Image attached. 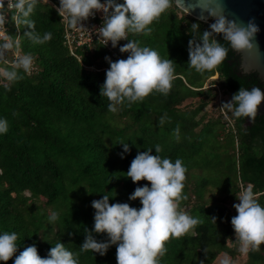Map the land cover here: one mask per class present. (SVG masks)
Masks as SVG:
<instances>
[{"label": "trees", "instance_id": "1", "mask_svg": "<svg viewBox=\"0 0 264 264\" xmlns=\"http://www.w3.org/2000/svg\"><path fill=\"white\" fill-rule=\"evenodd\" d=\"M30 19L38 33L50 32L51 39L33 44L23 35L28 29L20 31L19 50L34 58L33 70H20L22 79L10 90L0 78L5 82H0V118L8 121L7 133L0 134V234L15 232L18 237L17 252L6 264H14L15 256L31 245L46 257L56 243L79 253L78 264H117L116 245L103 256L80 252L86 230L94 227L91 202L107 194L110 203L140 208V200L129 196L150 182L133 183L126 172L138 151L152 148L156 155V145L162 158L182 160L187 199L180 208L201 221L186 235L166 242L160 264H221L225 258L230 264H264V244L241 252L231 225L237 214L233 205L239 203L236 194L249 185L264 206V114L258 112L251 121L235 118L222 106L207 118L202 111L216 105L219 89L231 100L241 87L263 91L264 85L256 71H243L240 53L221 35L215 38L228 48L226 60L203 73L190 68L188 42L208 30L214 19L187 15L174 2L150 25L151 34L129 33V40L171 59L175 79L167 96L154 91L143 101L118 106L115 113L108 110L107 97L100 96L110 67L105 57L116 61L129 53L112 57L95 44L77 48V58L64 43V27L53 6L39 2ZM193 23H199L198 33L192 32ZM201 95L195 106L186 108L184 101ZM121 142L131 149L123 158ZM53 211L59 218L49 222ZM92 234L100 242L108 239L106 233Z\"/></svg>", "mask_w": 264, "mask_h": 264}, {"label": "clouds", "instance_id": "2", "mask_svg": "<svg viewBox=\"0 0 264 264\" xmlns=\"http://www.w3.org/2000/svg\"><path fill=\"white\" fill-rule=\"evenodd\" d=\"M174 2L187 15L199 8L201 19H206L203 16L205 12L208 18L214 19L208 30H204L202 35L194 34L188 42L190 68L203 73L217 68L226 60L228 48L215 38L218 35L237 53L258 51L254 40L259 27L254 19L247 24L229 19L224 15L222 0H124L123 3L116 0H104L103 3L101 0H59L56 11L70 28H83V21L102 12V25L95 30L103 45L107 46L110 41L115 48L120 40L129 41L119 48L121 53H129L126 59L112 61L110 57H105L110 67L100 87V96L109 100L110 112H117L118 106L125 103L130 106L143 101L154 91L165 96L169 94L175 79L172 60L162 59L154 49L139 46L137 41L129 40L128 35L151 34L153 29L150 25ZM37 3L38 0H7L5 4V0H0V28L5 27L11 13V22L17 32L27 28L23 35L33 44L49 41L52 34L38 33L35 22L30 19ZM199 28V23L191 25L193 33H198ZM19 47V40L0 32V63L6 65L0 67V78L6 81L4 87L8 90L12 83L22 79L20 70L28 74L33 70L34 58L30 54L20 55L17 52L11 64L7 63V54ZM262 101L264 91L259 87L251 90L241 87L221 108L231 112L235 118L247 117L254 121ZM164 122L165 117H161L159 123L163 125ZM7 131V119L0 118V134ZM175 131L179 138V127ZM119 144L123 145V152L120 153L123 158L131 149L126 142ZM161 151L160 145L155 146L156 155L151 154L152 148L138 151L126 172L133 183L141 180L150 182V187L148 184L138 186L129 196L130 200H140V208L128 203H110L107 194L91 202L95 209L94 227L86 230L80 252L91 250L103 256L110 246L116 245L117 264H160V258L167 251L166 242L186 235L201 223L180 208V202L187 199L183 195L187 170L182 160L176 159L173 163L171 159L158 155ZM236 197L239 203L233 205L237 214L231 218V225L240 245L239 250L243 253L259 250L264 244V206L257 201L251 185ZM58 218L59 213L53 211L48 220L55 222ZM93 232L106 233L108 239L100 242ZM17 238L15 232L0 234V261L5 264L17 252ZM78 255L66 249L63 243H56L46 257H41L37 247L31 245L15 256L14 264H78ZM221 264H230V261L225 258Z\"/></svg>", "mask_w": 264, "mask_h": 264}, {"label": "water", "instance_id": "3", "mask_svg": "<svg viewBox=\"0 0 264 264\" xmlns=\"http://www.w3.org/2000/svg\"><path fill=\"white\" fill-rule=\"evenodd\" d=\"M222 2L224 15L229 19H236L244 24H247L250 19H254L258 25L259 31L254 40L258 46V51L240 53L241 67L245 72L256 71L264 85V0H222ZM190 15L200 20L209 19L206 12L203 13L206 19L200 18L201 11L199 8L192 11ZM258 112L264 114V101L258 106Z\"/></svg>", "mask_w": 264, "mask_h": 264}, {"label": "built area", "instance_id": "4", "mask_svg": "<svg viewBox=\"0 0 264 264\" xmlns=\"http://www.w3.org/2000/svg\"><path fill=\"white\" fill-rule=\"evenodd\" d=\"M44 2V0H38ZM103 3L104 0H101ZM49 5L53 6L55 9L59 6V0H48ZM5 4H7V0H5ZM102 19H103V13L97 12L93 17H89L88 20L82 22V27H77L75 29L70 28L67 25V22L62 19L60 16V20L64 27V43L67 45L69 49V53L74 55L75 57L79 58L78 54L76 53V49L79 47H88L91 48L95 44L101 45L106 50L110 52V55L112 57L119 56L120 55V46L128 43V40L122 39L118 42L117 47L113 48L111 45V42L109 41L107 46L103 45V40H99L98 34L96 33V28H99L102 25ZM13 31L15 32V35L12 36ZM0 32H3L7 35H10L13 39L19 40L20 31L17 32V29L11 22V17L9 15V21L5 25L4 28H0ZM17 52L20 53V50L17 49L14 52H9L7 54V63L11 64V62L14 60L15 55ZM4 64V63H1Z\"/></svg>", "mask_w": 264, "mask_h": 264}, {"label": "rangeland", "instance_id": "5", "mask_svg": "<svg viewBox=\"0 0 264 264\" xmlns=\"http://www.w3.org/2000/svg\"><path fill=\"white\" fill-rule=\"evenodd\" d=\"M55 1V0H54ZM39 2H41V4H42V6L44 7V6H47V5H49V3H46V2H42V1H38V3ZM37 3V4H38ZM9 15H10V17H11V13H9ZM24 29H26V28H23L21 31L23 32L24 31ZM15 35V32L13 31V33H12V36H14ZM20 44H21V42H20ZM0 67H3V65L0 63ZM217 76V74L215 73L214 74V76L212 77V78H215ZM208 80V78L205 80V81H207ZM1 83H5L4 81H0ZM204 87L206 88L207 87V84H205L204 85ZM218 89H219V87H218ZM216 93V92H215ZM202 97V95L201 96H197V97H193V98H189V99H187L186 101H184L185 103H184V105H186V108H190V107H192V106H195L197 103H198V100H199V98H201ZM224 100H226L227 102L228 101H230V98H229V96H227L226 94H224L220 89L217 91V93H216V97L214 98V101L216 102V105H212V106H206V107H204L203 108V112L205 111V113H204V117L205 118H207L208 117V114L210 113V111L212 112V111H215L214 109L216 108V106L217 107H219V106H222V102L224 101ZM212 108H213V110H212ZM213 114H215V112H213ZM227 137H229V135H227ZM201 175H203V174H201ZM208 177L211 175V173H207L206 174ZM210 194H206V197H208ZM213 195H215V196H217V194H213ZM230 243V242H229Z\"/></svg>", "mask_w": 264, "mask_h": 264}, {"label": "bare ground", "instance_id": "6", "mask_svg": "<svg viewBox=\"0 0 264 264\" xmlns=\"http://www.w3.org/2000/svg\"><path fill=\"white\" fill-rule=\"evenodd\" d=\"M21 30H22V29H21ZM21 30H20V31H21ZM24 30H25V29H24ZM22 36H23V35H22ZM20 41H21V40H20ZM24 53H25V52H24ZM4 66H6V65H4Z\"/></svg>", "mask_w": 264, "mask_h": 264}]
</instances>
